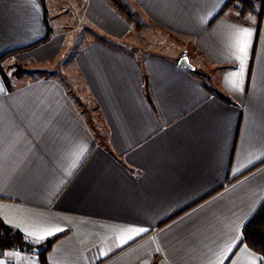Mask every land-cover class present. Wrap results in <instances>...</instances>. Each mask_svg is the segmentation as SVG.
Here are the masks:
<instances>
[{
  "label": "crops",
  "instance_id": "1",
  "mask_svg": "<svg viewBox=\"0 0 264 264\" xmlns=\"http://www.w3.org/2000/svg\"><path fill=\"white\" fill-rule=\"evenodd\" d=\"M114 1L131 21L108 0H0V219L60 235L44 263L0 264H264L244 239L264 201V17ZM135 25L183 49L141 53ZM64 50L79 83L50 72Z\"/></svg>",
  "mask_w": 264,
  "mask_h": 264
},
{
  "label": "trees",
  "instance_id": "2",
  "mask_svg": "<svg viewBox=\"0 0 264 264\" xmlns=\"http://www.w3.org/2000/svg\"><path fill=\"white\" fill-rule=\"evenodd\" d=\"M114 7H116L119 12H121L124 16H126L130 21L132 20L129 14L114 0H108ZM234 6L237 8L241 16H246L251 13H258L261 17H264V0H262V8L260 11H256L255 5L251 0H229L223 10ZM137 25H135L136 27ZM50 38V33H47V36L37 43L22 48L8 52L5 56L16 54L19 52L30 50L44 42H46ZM60 235H57L55 238L41 242V243H32L29 242L26 237L20 232L6 224L4 221L0 219V255H2L5 251L18 248L21 250L34 251L35 249L40 251L41 262L44 263L46 259V253L55 242V240ZM244 239L246 244L260 253L264 258V201L262 202L259 209L253 215V217L248 221V223L244 227Z\"/></svg>",
  "mask_w": 264,
  "mask_h": 264
},
{
  "label": "rangeland",
  "instance_id": "3",
  "mask_svg": "<svg viewBox=\"0 0 264 264\" xmlns=\"http://www.w3.org/2000/svg\"><path fill=\"white\" fill-rule=\"evenodd\" d=\"M135 31L138 35L137 45L138 47H140L141 53L143 52L151 54L152 52H162L163 54L170 55L172 52H178L180 49H183V43H181V41H178L174 36L156 29L155 27H147L146 30V28L138 25L137 27H135ZM71 52H67V50H64V52L61 54V59L55 64L60 69L55 68L50 70V72L55 75L59 73V70H62L64 75V71L67 70L69 72V77H64V79L66 80L68 85H71V82H80L79 77H76V73H73L74 62L73 59H71ZM191 61H193L192 64L194 65V59H192ZM196 64H200V62ZM24 66L25 65L23 63H15V65H11V69L19 68V70H21ZM197 66L201 68V65ZM37 74L44 75L46 74V71L38 70Z\"/></svg>",
  "mask_w": 264,
  "mask_h": 264
},
{
  "label": "snow or ice",
  "instance_id": "4",
  "mask_svg": "<svg viewBox=\"0 0 264 264\" xmlns=\"http://www.w3.org/2000/svg\"><path fill=\"white\" fill-rule=\"evenodd\" d=\"M244 34H245V36H247V35H250V33H249V31L247 30V29H245L244 30ZM240 51L243 53V52H245L246 51V41L245 40H243V39H241V41H240ZM55 231H61V229H59V228H57ZM140 231H143V229H141ZM54 233L52 232V231H47L46 233H45V235H53ZM38 239H44V235H40V236H38ZM129 239H131V237H129ZM127 241L126 240H123L122 241V243H126Z\"/></svg>",
  "mask_w": 264,
  "mask_h": 264
},
{
  "label": "water",
  "instance_id": "5",
  "mask_svg": "<svg viewBox=\"0 0 264 264\" xmlns=\"http://www.w3.org/2000/svg\"><path fill=\"white\" fill-rule=\"evenodd\" d=\"M179 65L182 67L194 69V65L190 62V59L187 55H184L179 60Z\"/></svg>",
  "mask_w": 264,
  "mask_h": 264
},
{
  "label": "built area",
  "instance_id": "6",
  "mask_svg": "<svg viewBox=\"0 0 264 264\" xmlns=\"http://www.w3.org/2000/svg\"><path fill=\"white\" fill-rule=\"evenodd\" d=\"M33 253L35 254V255H39V251L38 250H34L33 251ZM5 264H26V263H24V262H20V261H17V260H9V261H7Z\"/></svg>",
  "mask_w": 264,
  "mask_h": 264
}]
</instances>
